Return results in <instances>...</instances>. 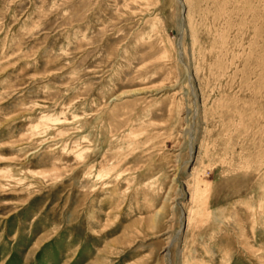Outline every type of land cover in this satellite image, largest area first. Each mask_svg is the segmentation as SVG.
<instances>
[{
    "label": "rangeland",
    "instance_id": "1",
    "mask_svg": "<svg viewBox=\"0 0 264 264\" xmlns=\"http://www.w3.org/2000/svg\"><path fill=\"white\" fill-rule=\"evenodd\" d=\"M0 264H264V0H0Z\"/></svg>",
    "mask_w": 264,
    "mask_h": 264
}]
</instances>
